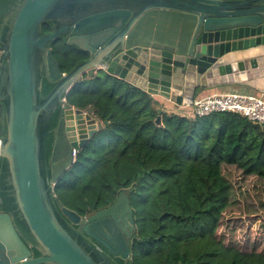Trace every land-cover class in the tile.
I'll list each match as a JSON object with an SVG mask.
<instances>
[{"label": "water", "instance_id": "water-1", "mask_svg": "<svg viewBox=\"0 0 264 264\" xmlns=\"http://www.w3.org/2000/svg\"><path fill=\"white\" fill-rule=\"evenodd\" d=\"M43 24L51 32L43 34ZM59 38L88 56L67 74L50 49ZM99 75L175 107L211 89L244 86L262 94L264 0H16L0 25V264L130 260L129 189L85 218L53 193L73 163L72 150L107 126L65 102L84 76ZM43 80L53 86L46 96Z\"/></svg>", "mask_w": 264, "mask_h": 264}, {"label": "trees", "instance_id": "trees-1", "mask_svg": "<svg viewBox=\"0 0 264 264\" xmlns=\"http://www.w3.org/2000/svg\"><path fill=\"white\" fill-rule=\"evenodd\" d=\"M15 2L0 0V25ZM51 30L41 27L43 34ZM50 49L63 74L88 58L66 38ZM52 87L43 80L42 96ZM65 102L107 126L76 151L53 193L84 218L129 189L134 229L126 264H264V252L239 250L216 232L231 189L222 166L264 179V126L232 113L168 114L145 91L108 75L84 76ZM61 112L50 125L48 166Z\"/></svg>", "mask_w": 264, "mask_h": 264}, {"label": "rangeland", "instance_id": "rangeland-1", "mask_svg": "<svg viewBox=\"0 0 264 264\" xmlns=\"http://www.w3.org/2000/svg\"><path fill=\"white\" fill-rule=\"evenodd\" d=\"M222 174L231 189L217 234L239 250L264 252V179L232 166H222Z\"/></svg>", "mask_w": 264, "mask_h": 264}, {"label": "built area", "instance_id": "built-area-1", "mask_svg": "<svg viewBox=\"0 0 264 264\" xmlns=\"http://www.w3.org/2000/svg\"><path fill=\"white\" fill-rule=\"evenodd\" d=\"M188 109V116L185 115L187 117H203L212 113H232L240 115L254 125L264 126V100L261 96L216 93L193 100ZM76 151L72 150L73 160Z\"/></svg>", "mask_w": 264, "mask_h": 264}, {"label": "crops", "instance_id": "crops-1", "mask_svg": "<svg viewBox=\"0 0 264 264\" xmlns=\"http://www.w3.org/2000/svg\"><path fill=\"white\" fill-rule=\"evenodd\" d=\"M216 93H239V94H247V95H256L261 96L264 100V93H260L258 91H255L251 89L250 87H244V86H237V87H228L226 89H211L207 91H199L197 95L195 96V99H200L209 95H213ZM152 98L163 108V110L167 113H173L180 116H188L189 109L188 107H175L173 103L169 102L168 100H165L159 96H152ZM194 99V100H195Z\"/></svg>", "mask_w": 264, "mask_h": 264}, {"label": "flooded vegetation", "instance_id": "flooded-vegetation-1", "mask_svg": "<svg viewBox=\"0 0 264 264\" xmlns=\"http://www.w3.org/2000/svg\"><path fill=\"white\" fill-rule=\"evenodd\" d=\"M55 130V129H54ZM54 130H53V133H54ZM54 135H55V133H54ZM85 218V217H84ZM125 231L127 232V233H131L132 234V231H130L128 228H126L125 227ZM126 237V234L125 233H120V239H121V241L124 243V238ZM132 237V236H131ZM131 237H130V240H131ZM33 253V252H32ZM112 256V255H111ZM116 261L117 260H122L121 258H120V256L119 255H117V256H112Z\"/></svg>", "mask_w": 264, "mask_h": 264}]
</instances>
